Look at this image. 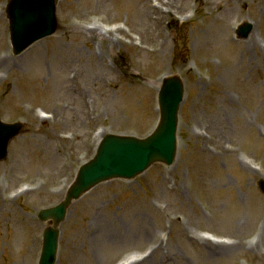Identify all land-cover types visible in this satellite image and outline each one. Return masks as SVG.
<instances>
[{"label": "rangeland", "instance_id": "rangeland-1", "mask_svg": "<svg viewBox=\"0 0 264 264\" xmlns=\"http://www.w3.org/2000/svg\"><path fill=\"white\" fill-rule=\"evenodd\" d=\"M6 1L0 117L25 127L0 161V264H37V211L100 136L153 128L172 74L185 90L172 163L74 201L56 264H264V0H58L56 31L14 53Z\"/></svg>", "mask_w": 264, "mask_h": 264}, {"label": "water", "instance_id": "water-1", "mask_svg": "<svg viewBox=\"0 0 264 264\" xmlns=\"http://www.w3.org/2000/svg\"><path fill=\"white\" fill-rule=\"evenodd\" d=\"M56 0H9L5 9L10 37L17 48L56 27ZM250 26H242L239 34L245 36ZM184 96L182 80L177 76L165 78L158 93L159 122L145 138L106 134L100 141L95 155L78 169L76 178L63 199L54 207L43 209L38 217L50 221L43 233L39 264H53L58 224L64 219L72 201L96 183L110 178H128L136 175L149 164L159 161L169 164L176 151L178 108ZM19 126L0 123V159L6 153L8 140ZM261 189L264 192V183Z\"/></svg>", "mask_w": 264, "mask_h": 264}, {"label": "bare ground", "instance_id": "bare-ground-1", "mask_svg": "<svg viewBox=\"0 0 264 264\" xmlns=\"http://www.w3.org/2000/svg\"><path fill=\"white\" fill-rule=\"evenodd\" d=\"M92 31V30H91ZM92 32H94V31H92ZM203 37V36H202ZM252 40V39H251ZM218 241H221V240H218ZM211 242V241H210ZM207 243V242H206ZM212 244V243H211ZM239 244H240V241H239ZM238 244V245H239ZM213 245H215V244H213ZM236 247V246H235ZM232 249V248H231ZM129 260V258L128 257H124V258H122L121 260H119L118 261V264H124V263H126L127 261Z\"/></svg>", "mask_w": 264, "mask_h": 264}]
</instances>
